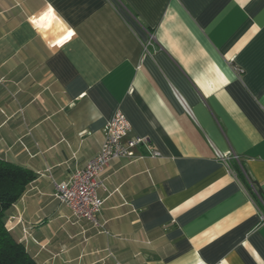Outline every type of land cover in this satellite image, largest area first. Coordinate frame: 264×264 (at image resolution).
I'll return each mask as SVG.
<instances>
[{"label": "crops", "instance_id": "obj_1", "mask_svg": "<svg viewBox=\"0 0 264 264\" xmlns=\"http://www.w3.org/2000/svg\"><path fill=\"white\" fill-rule=\"evenodd\" d=\"M117 112L148 145L103 173L104 234L53 183ZM0 158L37 264H264V0H0Z\"/></svg>", "mask_w": 264, "mask_h": 264}, {"label": "built area", "instance_id": "obj_2", "mask_svg": "<svg viewBox=\"0 0 264 264\" xmlns=\"http://www.w3.org/2000/svg\"><path fill=\"white\" fill-rule=\"evenodd\" d=\"M104 140L99 152L90 158L86 164L75 170L65 182L53 183V198L64 205L77 221L89 223L98 233L107 234L104 223L99 220L104 198L99 193H107L106 181L103 178L105 169L115 160L138 158L135 150L147 147L148 140L139 136H130L131 128L125 117L117 112L104 127ZM158 157L156 152L150 153ZM239 158L232 154L219 155L218 160L229 165L230 158ZM244 174V172H243ZM245 179L251 191L257 192L248 177ZM264 203V200H262Z\"/></svg>", "mask_w": 264, "mask_h": 264}, {"label": "trees", "instance_id": "obj_3", "mask_svg": "<svg viewBox=\"0 0 264 264\" xmlns=\"http://www.w3.org/2000/svg\"><path fill=\"white\" fill-rule=\"evenodd\" d=\"M243 172L255 186L247 172L245 170ZM244 174L243 184L251 191ZM34 180L35 174L32 171L0 158V264H37L6 227L7 211L21 198ZM257 192L263 199L258 189Z\"/></svg>", "mask_w": 264, "mask_h": 264}, {"label": "snow or ice", "instance_id": "obj_4", "mask_svg": "<svg viewBox=\"0 0 264 264\" xmlns=\"http://www.w3.org/2000/svg\"><path fill=\"white\" fill-rule=\"evenodd\" d=\"M69 35H71V33H69Z\"/></svg>", "mask_w": 264, "mask_h": 264}]
</instances>
